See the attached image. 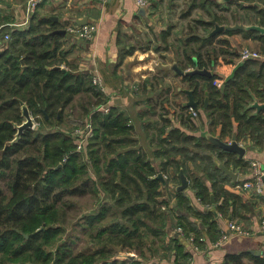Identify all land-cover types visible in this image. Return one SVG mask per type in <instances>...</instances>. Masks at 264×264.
I'll use <instances>...</instances> for the list:
<instances>
[{
	"label": "trees",
	"instance_id": "1",
	"mask_svg": "<svg viewBox=\"0 0 264 264\" xmlns=\"http://www.w3.org/2000/svg\"><path fill=\"white\" fill-rule=\"evenodd\" d=\"M151 4L154 5L152 0ZM184 6L187 12L183 17L196 10H202V14L193 18L188 31L176 35L172 42L170 29L161 32L157 42L162 47L157 43L153 46L155 50H168L171 46L182 69L194 67L193 57L200 69H210L225 55L239 57L230 50L229 41L218 39L221 34L241 32L260 41L264 57V35L257 30L208 36L214 27L210 20L225 26L264 27V0H186ZM30 20L26 29L10 30L3 26L0 17V35H10L0 46V264L183 263L190 254L178 239L169 236L170 220L174 228L182 227L184 237L194 235L201 248L202 231L183 212L203 219L210 242H216L221 234L214 213L196 209L183 191H176V208H166L168 197L160 190L163 183L156 177L159 172L165 176L163 186H167L170 178L175 181L183 170L199 201L210 203L208 188L200 177L189 175L187 162L201 163L197 167L212 181V189L220 199L217 211L222 215L233 218L249 210L239 189L220 187L227 177L214 158L223 159L228 165L235 155L217 148L203 135H194L199 130L198 110L196 118L181 106L179 126L165 113L160 114L161 123L153 135L154 156L162 158L158 170L144 150L120 151L126 141L134 142L123 139L133 134L128 114L114 106L107 113L96 110L107 98L92 83L91 75L66 68L67 52L58 36L51 34L52 29L43 20ZM217 79L216 74L183 78L200 104L204 105L208 96L204 113L210 132L219 128L220 137L230 138L234 122L239 126L237 138L243 128L250 129L251 135L260 130L264 126L262 115L250 116V109L245 106L251 99L247 87L252 82L253 87L264 84V61L245 60L222 88L213 84ZM200 81H204L202 86ZM147 84L152 91V78L144 80ZM256 94L264 101L263 90ZM21 102L39 125L37 129H25L12 143L16 125L24 121ZM66 110H75L76 113L68 114L92 121L93 132L83 152L75 150L72 137L64 130ZM45 127L51 130L43 132ZM234 162L246 167L242 159ZM87 195L97 200V209L81 215L72 228L88 238V250L75 251L67 213L73 206L71 198ZM177 209L183 212L174 216V221ZM243 256L229 254L222 264H244ZM252 264H264V257L254 259Z\"/></svg>",
	"mask_w": 264,
	"mask_h": 264
},
{
	"label": "crops",
	"instance_id": "2",
	"mask_svg": "<svg viewBox=\"0 0 264 264\" xmlns=\"http://www.w3.org/2000/svg\"><path fill=\"white\" fill-rule=\"evenodd\" d=\"M26 1L0 0V17L4 20V27L10 28V30H24L28 27L31 20L26 21ZM185 1L152 0L154 5H151L152 10H149L152 11V14H149L148 10L143 14L142 9L137 8L133 0H108L107 2L95 0H44L32 17L34 23L43 20L46 27L52 29V31L65 29L67 34H69L67 32V27L69 26H81L89 23L96 25L97 31L91 40H84L71 34H69V37L61 34H52V31L51 34L58 36V42L61 43L63 50L67 52V56H65L66 68L70 67L75 72L88 73L91 77H99L104 86L102 93L107 98L106 103L128 114L133 134L123 139H130L134 142L128 144L126 141L127 145L120 151L144 150L151 164L157 170L161 167L162 158L154 156L156 144L153 135L159 127V122L161 123L160 114L162 112L157 113L155 105L157 104L158 109H160L161 104L166 102L164 100L166 98L164 97L166 96L165 93L169 92L168 88L170 86L165 88V85L168 82L171 85L173 84L172 93L175 97V107L173 110L169 108L166 111L165 105L164 108L166 110L164 113L165 117L168 116L175 126H179L177 116L180 114L181 106L183 107L182 104L187 101V95L178 91V89H191V87L188 83L183 82V79L171 69V65L175 61L174 51L171 46L168 50L162 48L155 50L153 46L156 43L161 46V43L157 42L161 32L170 29L172 36L169 38V42H172L176 36L175 27L180 21L186 20L191 24L193 20L191 18L198 17L196 11L183 17L182 14L187 12L184 6ZM201 14L202 12L199 15ZM139 23L148 26L150 31H140L139 28L138 30L136 26ZM189 24L185 32L188 31ZM218 39L229 41L231 44L230 50L237 55H239L240 48L243 46L258 50L262 48L260 41L248 38L241 32L230 35L221 34ZM224 57L225 59L220 58L218 63L210 68L212 74H216L218 77L215 80L220 82L218 88H222L224 82L233 75L234 70L244 62L239 57L226 55ZM249 60L264 61V57ZM147 78H152V83L154 84L152 91L150 84L144 85V80ZM203 84L204 81H200V86ZM252 85L253 82L251 86L247 87L248 95L251 99L245 109H250L248 113L250 116L260 113L264 119V101L256 94L262 90L264 91L262 89L264 84H259L257 87ZM194 99L198 101L196 98ZM232 104L233 99L231 98V107ZM184 108L189 109L188 107ZM176 109L179 110L177 111ZM197 110L201 116L199 130L194 135L197 137L211 135L227 143H231L232 138L235 136L237 144L245 149L242 157L234 153L235 156L231 158L228 165L223 159L218 160L215 157L214 160L223 163L228 169L238 174L235 181L225 175L227 178L220 183V187L239 189L242 192L243 199L248 203L249 210H243L240 216L233 218L230 215H222L217 211L220 199L217 200V192L212 189V181L197 167V165L201 164L199 161L196 163L187 162L186 169L189 175L201 178V181L209 190L210 203L203 204L199 201L194 190L190 187L189 179L188 188L183 192H185L196 209L202 212L209 211L214 213L219 224L220 233L228 229V221L232 220L251 229L252 234L248 236L231 235L221 245L213 246L214 242H210L205 233L206 228L202 222L203 219L196 218L189 212L177 209L172 217L173 220L174 216H178L180 212H183L189 219L195 220L196 225L205 237L204 247H199V249L195 250L192 244L186 240V237L175 231L176 228L172 226L171 220L168 228L169 236L178 239L184 246L185 251L189 252L192 264H222L227 255H238L241 253L245 255L242 257V262L244 264H252L254 259L264 257V230L259 226V218L264 214V186L263 195L261 196H251L243 192L239 186L249 179L248 165L250 161L259 160L264 164V126L251 135V130L243 128V124H241V129L243 128L242 134L237 138L239 126L234 122L230 138L224 139L219 136V128L214 133L210 132L204 108L200 102ZM175 157L180 159V155ZM225 158L227 159V157ZM239 159H242L243 163L246 164L245 168L235 164L234 161ZM175 182L173 184L174 190L171 191L170 195L165 194L170 188V184L167 186L162 185L160 188L162 194L173 203L172 205L170 204L173 210L177 206L175 195L176 187L180 183L179 177Z\"/></svg>",
	"mask_w": 264,
	"mask_h": 264
},
{
	"label": "built area",
	"instance_id": "3",
	"mask_svg": "<svg viewBox=\"0 0 264 264\" xmlns=\"http://www.w3.org/2000/svg\"><path fill=\"white\" fill-rule=\"evenodd\" d=\"M44 0H27L25 4V12H26V21H29L37 11L39 5ZM98 2H107L108 0H95ZM136 7L139 9H144L145 12L148 10H152L151 7V0H133ZM152 14V11L148 12ZM97 31V27L94 23L84 24L81 26H69L67 27V32L73 36L82 38L84 40H91ZM10 35L9 33H5L3 36L0 35V46L3 45L7 40H9ZM239 58L242 61L249 60V59H261L263 58V54L258 49H250L244 47L239 52ZM92 83L101 91H104V86L102 80L97 77H92ZM214 85L217 87L220 85V82L214 81ZM110 106L105 103L98 107L96 110H102L105 113L109 111ZM189 113H191L194 117H198V112L191 107L188 109ZM93 132V124L91 119H87L83 122L81 126L75 127L70 136L72 137L75 150L83 152L85 149L86 144ZM248 176L249 179L245 180L242 184H240L239 188L251 196H261L263 195V186H264V164L261 163L259 160H252L249 162L248 165ZM165 177V176H164ZM228 229L221 232L219 239L214 242L213 246H219L224 241L228 240L231 235H251V229L247 228L245 225L241 223L234 222L232 220L228 221ZM259 226L262 230H264V214L259 218ZM177 233L183 235L182 227H177L175 229ZM186 240L192 244L195 250L199 249V246L196 244V238L194 235L190 234L186 237ZM199 241L202 243L205 242V237L202 235L199 238ZM182 264H192L191 257L185 260Z\"/></svg>",
	"mask_w": 264,
	"mask_h": 264
},
{
	"label": "water",
	"instance_id": "4",
	"mask_svg": "<svg viewBox=\"0 0 264 264\" xmlns=\"http://www.w3.org/2000/svg\"><path fill=\"white\" fill-rule=\"evenodd\" d=\"M222 3L231 1V0H219ZM145 10L142 9V13L144 14ZM211 23L214 24V27L212 29V31L208 34V36H213L217 33L220 32H224V31H235V30H257L259 31L261 34L264 35V27L260 26V25H244V24H234V25H229V26H225V25H219L215 23V20H210ZM52 34H61L63 36H70L69 34L66 33L65 29H55L54 31H52ZM193 61H194V67H191L189 69H182L176 61H173L172 65H171V69L177 74L179 75L182 79L188 76H193V75H200L203 77H211L212 76V71L210 69L207 68H203L200 69L197 65V60L195 57H193ZM178 91H181L183 93H185L187 95V101H185L182 105L183 107H188V108H192L197 110L199 108V102L196 101L194 99V91L193 89H187V88H179ZM209 103L208 100V96H205V101H204V105L203 108L207 107ZM21 113L24 117V121L19 124L16 125L17 127V132L15 134L14 139L12 140V143L17 141V139L20 137L21 133L27 129V128H34L35 127V121L33 119V117L31 116L27 106L25 105V103L21 102ZM207 139H209L213 144H215L217 147H219L222 150L228 151V152H232V153H236L238 154L240 157H242L245 153V149L241 146H239L237 144L236 138L235 136L232 138L231 143H227V142H223L220 139H218L217 137H213L211 135H206ZM218 167L225 173V175H227L228 177H230L231 179H233L234 181L237 179L238 174L231 171L230 169H228L223 163H219L216 162ZM157 178L161 179L163 185H165V178L163 176V174L161 172H159L156 176ZM178 177L180 179V183L179 185L176 187V190L178 192H182L185 191L188 188L189 185V181L188 178L185 176V174L183 173V170H180L178 173ZM258 253V252H257ZM128 257H133V255H128Z\"/></svg>",
	"mask_w": 264,
	"mask_h": 264
},
{
	"label": "rangeland",
	"instance_id": "5",
	"mask_svg": "<svg viewBox=\"0 0 264 264\" xmlns=\"http://www.w3.org/2000/svg\"><path fill=\"white\" fill-rule=\"evenodd\" d=\"M201 12H202V10H196L197 16H199V14ZM153 13H154V11H153ZM193 18H196V17H193ZM193 18H191V20ZM188 24H189V22H187L186 20L180 21L175 27L176 35H179L182 32H185L186 28L188 27ZM136 28L137 29L139 28L140 31H150L148 26H145L144 24H140V23L137 24ZM244 47L253 49V48L248 47V46H243V47L240 48V50L242 48H244ZM166 75H167V73H166ZM170 75H172V74H170ZM168 86H170L169 87L170 89L168 88L169 92L165 93L166 96H164V97H166L164 99V100H166V102L165 103L163 102L161 104L160 109H158V105L157 104L155 105L157 113H161V112L164 113L166 108H167L166 111H168L169 108H170V110H173L174 107H175L174 106L175 105V102H174L175 101V97H174V94L172 93L173 84L171 85V83L168 82L165 85V88L168 87ZM165 105H166V108H164ZM176 110L178 111L179 109H176ZM71 111H73V113H71ZM68 113L74 114V113H76V111L75 110H66L64 112V130L68 134H70L75 127L81 126L83 124L82 123L83 120L80 119L76 114L75 115H69ZM197 123L199 124V120H198ZM38 125H39V122L37 120H35V127L32 128V129H37ZM159 125H160V122H159ZM49 130H51L49 127H45L43 132H47ZM174 183H176V182L173 181L172 178H170V188L166 191L165 194L170 195L171 191L174 190L173 189L174 188L173 187ZM167 201H168V203L166 205V208L168 209V211L173 210V208L171 207V205L173 203L171 202V200L169 198L167 199ZM70 202L72 203L73 206L68 209V213H67V224L68 225H67V227H68V230L73 233V238H74V246L73 247H74L75 251L88 250V238H87V236L82 231H80L79 229L73 230L72 228L76 225V223L78 222V218H80L81 215L90 214L91 212H93V211H95L97 209V200L94 197H91V196L87 195L85 197H74V198H71ZM161 253H162V250L159 251V254H161ZM128 254H132V253H128ZM128 254H126V255H128ZM119 255L121 256L122 254L120 253ZM163 263L171 264L172 261L163 262Z\"/></svg>",
	"mask_w": 264,
	"mask_h": 264
}]
</instances>
